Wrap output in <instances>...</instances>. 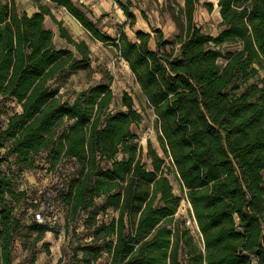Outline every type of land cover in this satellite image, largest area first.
Here are the masks:
<instances>
[{"label":"trees","instance_id":"1","mask_svg":"<svg viewBox=\"0 0 264 264\" xmlns=\"http://www.w3.org/2000/svg\"><path fill=\"white\" fill-rule=\"evenodd\" d=\"M46 1L93 39L110 42L70 0ZM197 2L184 0L176 52L159 29L114 44L156 119L162 156L147 142L148 168L132 131L142 115L130 96L116 112L106 86L89 87L72 103L55 98L53 83L63 74L89 69L87 45L55 22L78 57L57 50L43 26L48 11L28 15L0 0V98L20 108L0 125V264H13L18 233L28 240L22 248L30 264L37 248L49 255L46 234L58 238L49 224L25 227L15 216L26 193L15 192V176L2 170L8 159L19 174L38 169L41 154L51 172L66 159L75 166L59 195L68 252L55 264H264V78L251 82L264 73V0H217L215 37L192 24ZM121 9L133 27L134 15ZM229 46L238 48L223 50ZM169 177L191 208L197 240L177 215L181 197Z\"/></svg>","mask_w":264,"mask_h":264},{"label":"rangeland","instance_id":"2","mask_svg":"<svg viewBox=\"0 0 264 264\" xmlns=\"http://www.w3.org/2000/svg\"><path fill=\"white\" fill-rule=\"evenodd\" d=\"M13 2L19 12H25L32 15L42 8L48 11L52 16L44 15L43 26L53 35V44L57 50H66L74 57H78L75 49L68 45L58 36V26L60 23L64 30L69 34L72 41L84 42L89 50V69L87 70H68L57 81L53 83L55 98L61 101L72 103L76 96L89 87L106 86L112 93L114 105L110 110L116 112L124 110L120 100L123 94L131 97L134 108L142 115V121L137 126H132V131L137 137V144L140 147L141 161L147 163L149 168V159L146 156L147 142L152 149L162 156L158 143V130L152 110L147 109L145 99L140 87L128 67L127 62L122 58L116 49L120 36H125L129 42H135L137 32L151 33V29L162 31L166 41L173 43L168 50L174 49L177 45L175 40L184 36L186 19L183 13L184 0H70L76 10L91 22L95 28L108 38L110 42L104 43L93 39L88 32L62 8L55 6L46 0H8ZM121 6H126L131 14L135 16V23L130 27V21L125 17ZM211 6V10H208ZM192 24L202 30V32L211 37H215L219 31L220 23L217 0H198L194 5L192 12ZM151 35H153L151 33ZM148 48L154 50V41L151 39ZM237 46L224 47L223 50H233ZM225 61L221 58L217 61L218 66L222 67ZM264 73L260 71V77L254 78L251 82L257 83L263 80ZM20 112L19 106L12 101L0 98V125L4 127L6 117ZM6 151L0 152L4 157ZM43 154L37 159L38 169L25 170L20 174L18 168L13 164L12 159L4 163L2 170L11 172L15 179L12 187L15 192L24 191L25 200L20 205L15 206L14 214L27 227L33 220L39 224H49L58 232V238L55 239L52 234L45 235L44 242L50 245L49 255L45 254L39 248L36 249L35 260L33 264H55L63 255L68 252L67 240L64 237V218L65 211L62 208L60 192L65 189L68 180L71 179V173L75 168L72 160H64L62 166L49 171L42 162ZM119 159L121 156L118 157ZM165 161H167L165 159ZM10 162V163H8ZM174 194L181 197V202L177 212L182 216L189 226L191 233L197 240V229L192 221L189 211V205L183 194L179 192L177 183L172 177H169ZM31 204V205H30ZM37 206L36 209L31 207ZM111 214V213H110ZM83 217H79L76 222V229L81 231ZM25 233H18L13 246V264H30L31 257L23 250ZM24 238V239H23ZM28 246V245H26ZM100 264H104L101 261Z\"/></svg>","mask_w":264,"mask_h":264},{"label":"water","instance_id":"3","mask_svg":"<svg viewBox=\"0 0 264 264\" xmlns=\"http://www.w3.org/2000/svg\"><path fill=\"white\" fill-rule=\"evenodd\" d=\"M189 209H191L190 206H189Z\"/></svg>","mask_w":264,"mask_h":264},{"label":"crops","instance_id":"4","mask_svg":"<svg viewBox=\"0 0 264 264\" xmlns=\"http://www.w3.org/2000/svg\"><path fill=\"white\" fill-rule=\"evenodd\" d=\"M135 17V16H134ZM136 19V18H135Z\"/></svg>","mask_w":264,"mask_h":264}]
</instances>
